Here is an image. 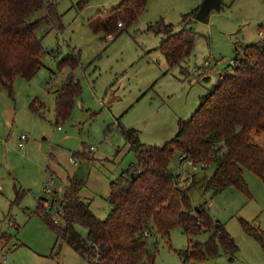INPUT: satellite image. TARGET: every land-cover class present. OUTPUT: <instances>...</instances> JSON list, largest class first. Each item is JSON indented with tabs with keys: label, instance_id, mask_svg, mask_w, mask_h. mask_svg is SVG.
<instances>
[{
	"label": "rangeland",
	"instance_id": "1",
	"mask_svg": "<svg viewBox=\"0 0 264 264\" xmlns=\"http://www.w3.org/2000/svg\"><path fill=\"white\" fill-rule=\"evenodd\" d=\"M78 1L54 0L60 30L50 21L35 30L43 37L44 53L39 59L42 67L32 79L14 76L12 95L0 85V237L6 235L0 238V264H89L72 247L57 241L36 211L39 206V211L48 212L46 205L51 202L42 190L44 181L54 176L52 186L60 190H53L51 198L57 203L63 198L67 175L71 177L76 166L87 161L79 197L89 202L94 215L104 218L109 210V181L136 162L120 128H135L143 145L158 147L171 140L179 121L189 118L229 61L241 55L242 46L259 42L264 30V0H221L207 23H186L195 33L191 52L181 70L170 69L157 50L160 35L146 26L162 19L179 29L181 16L196 9L201 0H147L135 23L125 28L117 23V31L109 35L101 25L109 9L122 0H89L77 8ZM43 14V9L37 10L30 20ZM70 53L78 64L60 68V61ZM197 67L208 74L197 76L193 73ZM70 75L78 81L79 95L66 120L55 122L53 91ZM34 100L41 104L38 111L30 107ZM21 134L26 135L23 149L17 147ZM168 168L183 187L212 171L180 160L178 152ZM242 177L248 195L234 187L214 195L199 185L189 189L191 211L201 206L225 227L238 250L231 259L219 250L217 256L185 264H264L263 247L240 224L241 219L264 236V183L246 169ZM45 196L48 202L43 204L39 199ZM48 215L54 218V210ZM75 229L86 236L85 228ZM208 234L189 239L203 242ZM149 241L156 244L155 264H183L178 251L188 244L181 228L172 229L168 241L155 234Z\"/></svg>",
	"mask_w": 264,
	"mask_h": 264
},
{
	"label": "trees",
	"instance_id": "2",
	"mask_svg": "<svg viewBox=\"0 0 264 264\" xmlns=\"http://www.w3.org/2000/svg\"><path fill=\"white\" fill-rule=\"evenodd\" d=\"M88 1L79 0L77 8ZM146 3L147 0L120 1L106 13L100 29L109 35L117 31V23L124 28L132 25L146 9ZM54 6V0H0V85L6 86L8 94L12 95L14 76L30 80L42 67L39 59L44 53L43 37L35 30L47 21L60 30ZM40 9L44 14L31 21L32 14ZM195 11L181 16L179 29L162 19L146 26L147 31L160 35L157 50L170 69L178 66L181 70V64L188 59L195 33L186 23L192 21ZM241 49L234 66L226 68L212 89L199 98L189 118L179 121L171 140L158 147L143 145L135 128H120L136 162L109 181V210L104 218L96 217L89 202L79 197L84 180L75 175L67 179L58 220L37 206L36 211L57 241L72 247L89 264H155L156 244L149 237L155 234L168 241L170 231L179 227L188 244L178 251L183 264L217 256L219 250L234 256L238 248L225 227L214 222L201 206L191 211L188 191L199 185L203 192L214 195L234 187L248 195L242 177L244 169L264 183V30L259 42ZM77 64V57L70 53L58 66L73 68ZM53 93L54 121H64L79 95L78 81L67 76ZM40 106L35 100L30 105L36 111ZM175 152L180 160L200 163L203 169L212 167L211 173L189 186H181L168 168ZM240 224L264 249V236L241 219ZM77 225L85 228L84 238L76 231ZM203 232L209 233L205 241H190V237Z\"/></svg>",
	"mask_w": 264,
	"mask_h": 264
},
{
	"label": "built area",
	"instance_id": "3",
	"mask_svg": "<svg viewBox=\"0 0 264 264\" xmlns=\"http://www.w3.org/2000/svg\"><path fill=\"white\" fill-rule=\"evenodd\" d=\"M117 26L121 27V24L118 23ZM111 38H112V36L110 35V37H108V40H110ZM235 62H236V58H234V60H230L227 68L230 70L234 66ZM193 73L196 74L197 76H200V77H203L206 74H208L207 70H205L204 68H200V67L194 68ZM25 139H26V135H22V134L17 138V140H18L17 147L19 149H23L24 142L26 141ZM73 164L76 165L77 164V160H73ZM54 179H55L54 176L50 175L49 178H47L44 181L42 190H43L44 193L49 195L50 199H51L50 200L51 201L50 204L46 205L47 209H48V212H46V213L50 214V211L54 210V215L53 216H54V219L57 220L59 218L58 215L61 212V202H62L61 200L62 199L61 200L57 199L58 202L56 203V202L53 201V198H51L53 190L54 191H59L60 190V188H58V190H55L54 187L52 186L53 183H54ZM0 189H1V187H0ZM46 198H47V196H45L44 198H41L39 200H43L44 201L43 204H44V203L48 202Z\"/></svg>",
	"mask_w": 264,
	"mask_h": 264
},
{
	"label": "water",
	"instance_id": "4",
	"mask_svg": "<svg viewBox=\"0 0 264 264\" xmlns=\"http://www.w3.org/2000/svg\"><path fill=\"white\" fill-rule=\"evenodd\" d=\"M221 5V0H201V3L199 6L196 8L195 14L193 16V21L194 22H199V23H207L209 19V14L210 12L213 11H218L220 9ZM42 151L46 152L47 147H46V140L43 138L42 139ZM77 170L75 171V176L83 181L86 178L87 174V161H82L76 168ZM216 227V224H214ZM229 259H231L229 257Z\"/></svg>",
	"mask_w": 264,
	"mask_h": 264
},
{
	"label": "crops",
	"instance_id": "5",
	"mask_svg": "<svg viewBox=\"0 0 264 264\" xmlns=\"http://www.w3.org/2000/svg\"><path fill=\"white\" fill-rule=\"evenodd\" d=\"M183 73H184V70H183ZM124 141H125V140H124ZM77 166H78V165H77ZM77 166H76V168H77ZM76 168H75V169H76ZM76 170H77V169H76ZM76 170H75V171H76ZM75 171L73 172L74 174H75ZM74 174H73V175H74ZM71 176H72V175H71ZM68 178H69V177H68V175H67V177H66V183H67V179H68ZM65 186H66V184H65ZM89 208H90V205H89ZM91 212H92V211H91ZM92 213H93V212H92ZM95 216H96V215H95ZM96 217H97V216H96ZM99 218H100V217H99Z\"/></svg>",
	"mask_w": 264,
	"mask_h": 264
}]
</instances>
